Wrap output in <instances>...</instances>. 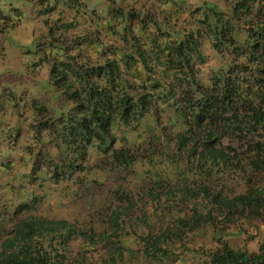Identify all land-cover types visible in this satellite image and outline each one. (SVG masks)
I'll list each match as a JSON object with an SVG mask.
<instances>
[{
	"label": "rangeland",
	"instance_id": "374dc122",
	"mask_svg": "<svg viewBox=\"0 0 264 264\" xmlns=\"http://www.w3.org/2000/svg\"><path fill=\"white\" fill-rule=\"evenodd\" d=\"M210 4L228 12L226 0H0V216L5 225L44 216L84 230L70 240V264H209L220 242L257 251L264 243V215L248 211L223 218L212 196L244 194L264 183V171H240L242 163L211 167L190 153V145L179 149L176 134L190 122L166 93L154 98L143 117L127 124L116 120L111 147L92 140L81 148L66 123V116L80 117L75 103L49 75L53 66L66 70L68 82L77 87L82 81L75 71L116 59L119 83L136 97L142 93L136 72L145 82L162 80L158 59L149 57L157 53L164 60L173 40L198 29L200 55L191 62L199 84L210 86L232 63L227 51L213 48L202 26L203 8ZM140 51L149 69L138 61ZM162 81L164 92L174 84ZM184 98L182 108L192 101L190 95ZM239 106L236 102L227 114ZM200 132L194 130L196 136ZM260 133L221 135L219 148L244 160ZM118 150L124 157L116 158ZM194 214H210L212 222L193 228L182 221ZM162 232H168L162 249L154 251L150 239Z\"/></svg>",
	"mask_w": 264,
	"mask_h": 264
},
{
	"label": "trees",
	"instance_id": "16d2710c",
	"mask_svg": "<svg viewBox=\"0 0 264 264\" xmlns=\"http://www.w3.org/2000/svg\"><path fill=\"white\" fill-rule=\"evenodd\" d=\"M226 1L228 12L212 4L203 8L202 26L211 37L213 48L217 52L225 50L232 56L231 65L210 86L199 84L191 62L195 55H200L203 32L198 29L173 40L164 60L157 53L149 57L150 60L158 59L159 77L174 83L166 86V92L162 80L154 77L145 82L136 72L142 93L132 96L127 90L129 86L118 81L120 66L116 59L89 71H75V79L82 81L77 87L68 82L66 70L53 66L49 73L51 82L57 90L69 93V99L74 101V109L80 115L79 118L73 115L72 120L66 116L68 131L77 145L84 148L95 140L106 149L114 143L110 129L116 120L127 124L131 119H139L152 108L155 97L168 94L167 97L181 109L186 123L190 122L184 132L176 134L179 149L190 145V153L197 155L202 164L209 162L211 167L220 165L224 170L242 163L240 171L246 168L264 171V0ZM137 57L143 67L149 69L147 56L140 51ZM128 58L129 55L121 60L127 62ZM91 75H95L94 81L87 80ZM185 94L190 95L192 101L182 108ZM169 99L166 98V103ZM236 102L243 108L242 118L239 117L240 106L231 115L227 114ZM216 123H220L219 126L216 127ZM194 130L201 132L196 136ZM259 132V137L249 144L244 160L235 159L219 148L221 135ZM114 155L124 157L121 150ZM212 199L221 208L223 218L248 211L258 218L264 215V183L249 188L244 194L215 195ZM4 221L0 216V264H70L67 257L70 240L85 235L84 230L62 218L22 217L11 219L9 226ZM182 221L194 228L202 222L211 223L212 218L210 214L204 218L194 214L190 220ZM167 233L152 236L150 243L154 251L162 249L161 242ZM209 264H264V243L257 251L249 253L220 242V247L209 256Z\"/></svg>",
	"mask_w": 264,
	"mask_h": 264
}]
</instances>
